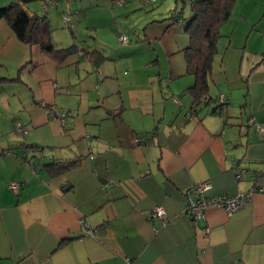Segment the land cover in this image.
Instances as JSON below:
<instances>
[{
  "label": "crops",
  "instance_id": "0c3cea01",
  "mask_svg": "<svg viewBox=\"0 0 264 264\" xmlns=\"http://www.w3.org/2000/svg\"><path fill=\"white\" fill-rule=\"evenodd\" d=\"M7 1L0 0V264H264V190L231 214L211 206L193 220L183 211L186 191L205 180L208 196L264 186V134L247 125L250 117L264 124V0L237 1L199 102L188 90L186 20L170 17L180 11L139 12L131 25L125 18L136 0H62L56 8L37 0L43 13L28 2L9 23L3 10L17 0ZM29 13L48 21L57 48L77 50L57 60L22 41ZM59 21L71 35L62 30L56 41ZM72 161L77 166L57 175L45 167ZM155 205L165 221L147 215Z\"/></svg>",
  "mask_w": 264,
  "mask_h": 264
},
{
  "label": "trees",
  "instance_id": "16d2710c",
  "mask_svg": "<svg viewBox=\"0 0 264 264\" xmlns=\"http://www.w3.org/2000/svg\"><path fill=\"white\" fill-rule=\"evenodd\" d=\"M30 1L32 0H17V2L8 4L3 10L7 21L11 23L25 15V4ZM144 2L150 1L144 0ZM235 2L236 0L191 1L190 18H187V22L184 25L188 44L184 47L183 53L186 60V71L194 77V82L188 89L193 94V102H199L208 92L213 58L218 50V41L221 37V27L229 19ZM179 16L180 14L176 12L170 14L173 20H176ZM50 32L49 23L44 17H39L35 13H29L26 17L25 30L20 35V38L26 43L39 44L43 51L57 60H62L77 50L76 44L67 48H57L50 40ZM85 53L94 54L95 52L94 50H90L85 51ZM218 106H220L219 109L221 110L223 105L218 104ZM214 111L218 112L217 109ZM138 140L140 141L139 138ZM6 152L9 151L5 149L1 151V153ZM77 164V161L67 164L55 162V164H46L45 167L50 174L57 175L77 166Z\"/></svg>",
  "mask_w": 264,
  "mask_h": 264
},
{
  "label": "built area",
  "instance_id": "2783aa9c",
  "mask_svg": "<svg viewBox=\"0 0 264 264\" xmlns=\"http://www.w3.org/2000/svg\"><path fill=\"white\" fill-rule=\"evenodd\" d=\"M60 1L61 0H47L45 3V7L47 5L56 6L58 5ZM145 1H152V0H145ZM122 2L123 0H116L117 4H121ZM63 18L65 22H67L69 20V15L64 14ZM118 39L123 44L128 42V37L125 34H120ZM218 103L222 105L226 104V97L223 93L219 94ZM247 125H254L257 133H259L260 135L264 134V124H261L255 121L253 117H250L248 119ZM240 128L241 130L245 129V125L242 124ZM15 129L19 132L23 131V129L21 128L19 124L15 125ZM135 142L136 143L139 142L137 137H135ZM30 161H31V164L34 165L32 166V172L37 175L38 170L35 167V163L32 161V159H30ZM235 177L237 179L240 178V174L237 171H235ZM259 179H260V175L257 174L255 176L254 182L257 183ZM8 187L13 189L14 191H17L19 187V182L15 180H11L8 183ZM210 188H211V182L208 180H205V181H202L200 183L193 185L186 191L185 205L183 207V211L191 219L197 220L198 218L202 217L204 215V211L208 207H211V206H220L227 213L231 214L250 199L252 192L254 190H259V191L264 190V186L254 185L250 189L243 191V192H238L234 195L221 194V195L208 196L207 191ZM147 215L151 218L156 217L163 221L166 220V211L162 205H155L154 207H152L151 209L147 211ZM79 224H80L81 229L85 233L89 235H92L94 233V230L87 227V222L84 219L81 218L79 220Z\"/></svg>",
  "mask_w": 264,
  "mask_h": 264
},
{
  "label": "rangeland",
  "instance_id": "374dc122",
  "mask_svg": "<svg viewBox=\"0 0 264 264\" xmlns=\"http://www.w3.org/2000/svg\"><path fill=\"white\" fill-rule=\"evenodd\" d=\"M136 1L138 3L136 9L131 11V13L125 18L127 22L129 21L131 23V25L141 21V18H139V15H138L139 12H142L145 15H149V14L152 13V11H154V10L158 11L159 9L160 10H164L163 12H166V13L170 12V11H173V10H175L177 12L180 11L181 19H182L183 22H185V20L187 22V19L185 18V16L187 14H189V13L191 14L190 4H191L192 0H153V1H150V2H144V0H136ZM237 1L238 0H236L235 4H234V6H233V8L231 10L229 19H231L232 15L234 13L237 14L236 7H235ZM7 2H10V0H8ZM112 2L114 4V0H112ZM125 2L124 3L127 4L130 1L129 0H125ZM30 3L36 4L35 8L37 7V10H38L39 13H43L44 12L45 9L43 10L42 6H39V8H38L39 3L37 2V0H32L28 4H30ZM79 5H82V3H80ZM56 6L49 5L48 7L49 8H56ZM106 6H108V4ZM75 14H76L75 10L72 9V16H74ZM187 18H190V17H187ZM58 20H60L59 19V15H58ZM74 21H75V23L77 22L80 26H82L84 28L82 16H80V19H79L78 16L76 15V18H75ZM225 23H227V22H225ZM62 30H65L68 33V35H71V30L69 29V27L66 26V25L65 26L62 25V23L59 21L58 30H53L52 38L54 40H56V41L58 39H60V37H62L61 36L62 35V32H61ZM84 30L87 32L88 29L84 28ZM102 30H103V28H102ZM103 31H105V30H103ZM75 34H76V38H79L80 35L77 33V31L75 32ZM84 38L89 39L90 41H92V38L90 39L89 35H87V34H86V36H84ZM117 41H118V39H117ZM118 47H123V45L119 41H118ZM69 92L71 93L72 91H69ZM71 97H72L71 94H67L65 96V98H71Z\"/></svg>",
  "mask_w": 264,
  "mask_h": 264
}]
</instances>
